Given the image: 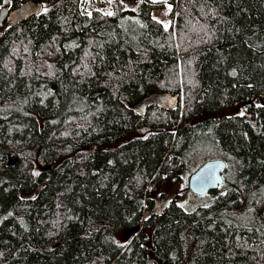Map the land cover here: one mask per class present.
Returning a JSON list of instances; mask_svg holds the SVG:
<instances>
[{
    "label": "trees",
    "instance_id": "1",
    "mask_svg": "<svg viewBox=\"0 0 264 264\" xmlns=\"http://www.w3.org/2000/svg\"><path fill=\"white\" fill-rule=\"evenodd\" d=\"M32 2L0 22V264H264V216L227 215L237 191L191 211L156 191L210 142L264 202V0H174L167 29L152 0L0 11Z\"/></svg>",
    "mask_w": 264,
    "mask_h": 264
},
{
    "label": "rangeland",
    "instance_id": "2",
    "mask_svg": "<svg viewBox=\"0 0 264 264\" xmlns=\"http://www.w3.org/2000/svg\"><path fill=\"white\" fill-rule=\"evenodd\" d=\"M168 3H171L173 6L171 12H167L166 4L159 3V5L153 9L152 16L156 17L159 21H164L166 23L171 22V25L174 19L173 10L176 6V2H174V0H168ZM82 5L87 12H92L98 9L103 12H114L115 9L122 11L135 9L133 11H138L140 2L139 0H123V3H121L120 0H82ZM7 7H9V5H7ZM12 12L13 10L10 9V14ZM130 20H140L137 12L125 13L121 19V23L127 24ZM6 25H8V23L2 22L1 29L5 28ZM256 98L257 97H254L221 110L217 114V117L222 118L223 116L237 115L240 113L249 115L248 105L253 101H256ZM259 103L261 102L259 101ZM214 159H224L228 163V167L224 171V184L221 185L219 189L205 195L195 194L190 189L189 185L192 174L205 162ZM183 162L184 166L179 180L164 181L156 185L157 193L160 192L159 202H162L158 205V207L174 199L180 205L183 204V208L185 210L191 211L198 206H209L213 204L219 195L234 189L237 191V197L239 196L240 200L237 201L238 199L233 198L235 194L232 196L235 206L234 208H230V210H228L229 212H227V215L229 217L234 216L242 223L246 222V224H249L248 222L260 220V215L261 217L264 216V202L259 205L263 195L259 194L257 197L256 194L245 188L241 168L239 166L232 165L230 158L222 153L216 144L210 142L198 144L190 151V153H188V155L183 156Z\"/></svg>",
    "mask_w": 264,
    "mask_h": 264
},
{
    "label": "water",
    "instance_id": "3",
    "mask_svg": "<svg viewBox=\"0 0 264 264\" xmlns=\"http://www.w3.org/2000/svg\"><path fill=\"white\" fill-rule=\"evenodd\" d=\"M42 10L41 3H29L16 8L11 14L10 9L4 7L0 11V22L9 19V23L24 21ZM227 161L214 159L205 162L195 171L190 178V189L198 195H205L217 190L225 181L224 171L227 169Z\"/></svg>",
    "mask_w": 264,
    "mask_h": 264
},
{
    "label": "snow or ice",
    "instance_id": "4",
    "mask_svg": "<svg viewBox=\"0 0 264 264\" xmlns=\"http://www.w3.org/2000/svg\"><path fill=\"white\" fill-rule=\"evenodd\" d=\"M4 2H5V3H11V0H4ZM120 2L123 3V0H120ZM139 2L142 3L143 0H139ZM152 3H153V4H156V3H163V4H166V5H167V12H171V11H172V7H173V6H172L171 3H168V0H152ZM0 7H3V5H0ZM133 10H135V9H133ZM45 11H47V9H45ZM98 11H101V10L98 9ZM87 14L90 16V15H91V12H88ZM104 15L111 16V15H114V13L111 12V11H108V12H104ZM153 19H156V17H153ZM158 22L161 23L165 29L169 28L170 23H171V22H167V23H166V22H164V21H158ZM234 74H235V73L233 72V75H234ZM240 114L243 115V113H240ZM35 175H39V173H35ZM33 198H34V197H33ZM204 206H205V207H208V205H204ZM180 207L183 208L184 205L181 204Z\"/></svg>",
    "mask_w": 264,
    "mask_h": 264
},
{
    "label": "flooded vegetation",
    "instance_id": "5",
    "mask_svg": "<svg viewBox=\"0 0 264 264\" xmlns=\"http://www.w3.org/2000/svg\"><path fill=\"white\" fill-rule=\"evenodd\" d=\"M14 11V10H13Z\"/></svg>",
    "mask_w": 264,
    "mask_h": 264
}]
</instances>
